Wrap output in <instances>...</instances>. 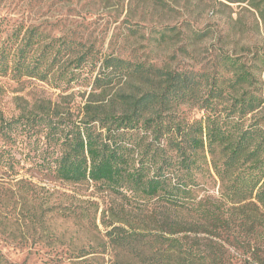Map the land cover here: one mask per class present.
Listing matches in <instances>:
<instances>
[{
    "label": "trees",
    "instance_id": "trees-1",
    "mask_svg": "<svg viewBox=\"0 0 264 264\" xmlns=\"http://www.w3.org/2000/svg\"><path fill=\"white\" fill-rule=\"evenodd\" d=\"M8 22L0 17V76L84 85L89 95L76 112L0 113V170L15 172L18 152L51 180L119 198L102 213L115 264H264L257 64L219 53L211 71L168 69L104 53L73 32ZM253 58L264 67V54ZM0 264H9L1 252Z\"/></svg>",
    "mask_w": 264,
    "mask_h": 264
},
{
    "label": "rangeland",
    "instance_id": "rangeland-1",
    "mask_svg": "<svg viewBox=\"0 0 264 264\" xmlns=\"http://www.w3.org/2000/svg\"><path fill=\"white\" fill-rule=\"evenodd\" d=\"M0 17L9 25H41L56 36L73 32L104 53L168 69L211 71L215 56L226 53L257 64L253 72L264 97V67L253 58L264 54V0H0ZM166 26L164 39H156ZM196 31L205 34L197 38ZM88 89L75 84L63 91L32 78L0 76V113L8 118L29 109L76 112ZM15 158V172L0 170V252L7 262L115 264L102 213L120 199L88 184L51 180L20 153ZM69 206L77 214L66 218ZM80 250L90 253L75 257Z\"/></svg>",
    "mask_w": 264,
    "mask_h": 264
}]
</instances>
